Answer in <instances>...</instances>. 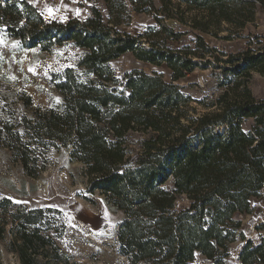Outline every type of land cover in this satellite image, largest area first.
<instances>
[{"label": "trees", "instance_id": "16d2710c", "mask_svg": "<svg viewBox=\"0 0 264 264\" xmlns=\"http://www.w3.org/2000/svg\"><path fill=\"white\" fill-rule=\"evenodd\" d=\"M85 6L82 20L48 22L29 0H0V31L47 50L70 42L84 50L75 67L54 78L59 104L10 120L0 129V147L34 177L49 165L52 148L67 150L81 164L87 193L99 192L123 212L117 243L129 264H196L198 254L224 264L239 238L235 264H264V235L248 239L238 219L253 213L251 199L264 188V97L249 86L253 71L264 75V45L256 36L253 48L255 39L244 35L264 0ZM133 12L152 15L156 25L132 33ZM203 34L230 45L219 49ZM245 38L246 49L230 48ZM128 52L165 65L171 78L142 69L118 75L110 62ZM199 68L211 69L221 90L197 101L203 112L179 83ZM32 104L24 96V107ZM14 208L0 197V239H8L18 264H69L44 208Z\"/></svg>", "mask_w": 264, "mask_h": 264}, {"label": "rangeland", "instance_id": "374dc122", "mask_svg": "<svg viewBox=\"0 0 264 264\" xmlns=\"http://www.w3.org/2000/svg\"><path fill=\"white\" fill-rule=\"evenodd\" d=\"M43 13L46 21L82 20L88 15L86 4L97 0H29ZM58 9L55 17H49L45 6ZM166 22L177 27L173 19ZM156 25L150 14L132 13V21L127 28L132 33L143 31L147 26ZM226 25L220 35L226 33ZM252 35L255 39L252 47L256 48V36L264 45V12L259 11L256 21L250 23L244 35ZM207 41L223 49L220 39L203 34ZM0 129L6 123L22 113L37 106L42 108L56 107L59 94L54 87V78L68 67H75L83 54V49L73 43L53 44L48 50L41 45L32 46L20 39L0 31ZM236 42L231 49L237 51L248 47L247 38ZM118 75L132 69L147 72L158 71L169 80L171 71L165 65L158 66L137 59L128 52L110 62ZM32 68L35 71H29ZM14 77V79H13ZM184 91L195 99L191 102L198 112L205 111L199 100L207 101L215 98L220 89L216 87L211 69H197L179 81ZM257 98L264 97V75L253 71L249 83ZM31 95V108L24 107V96ZM244 126H249L248 121ZM50 163L45 170L34 177L27 173L21 162L6 147H0V197L10 198L16 207L44 208L45 225L51 227V233L60 245L62 253L68 258L69 264H129V259L119 251L117 230L124 217L105 196L99 192L89 194L86 191L85 179L81 164L73 161L65 149L52 148L49 152ZM183 199V198H182ZM254 211L252 214L240 215L243 231L248 239L257 241L264 235L259 226L264 222V188L260 195L251 199ZM14 208V209H15ZM8 239H0V264H18V259L7 246ZM243 241L239 238L230 245V256L224 264L237 263ZM196 264H213L203 255L198 254Z\"/></svg>", "mask_w": 264, "mask_h": 264}, {"label": "snow or ice", "instance_id": "6c2138e0", "mask_svg": "<svg viewBox=\"0 0 264 264\" xmlns=\"http://www.w3.org/2000/svg\"><path fill=\"white\" fill-rule=\"evenodd\" d=\"M45 11L47 12L49 17H53L54 18L55 17V13L58 11V9L46 5L45 6ZM41 14L43 15V13H41ZM2 43H3V40L0 39V44H2ZM29 71L34 72L35 70L30 68ZM13 79H14V77H13Z\"/></svg>", "mask_w": 264, "mask_h": 264}]
</instances>
